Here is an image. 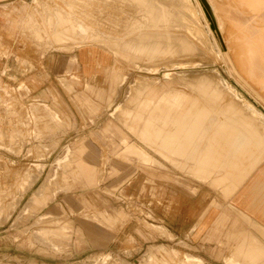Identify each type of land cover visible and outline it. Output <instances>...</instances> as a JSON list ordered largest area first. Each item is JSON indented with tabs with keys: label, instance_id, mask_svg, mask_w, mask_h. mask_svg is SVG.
<instances>
[{
	"label": "rangeland",
	"instance_id": "1",
	"mask_svg": "<svg viewBox=\"0 0 264 264\" xmlns=\"http://www.w3.org/2000/svg\"><path fill=\"white\" fill-rule=\"evenodd\" d=\"M209 1L217 31L191 0H33L23 12L15 46L39 53L90 46L110 65L93 84L70 73V81L61 83L63 94L53 85L31 89L25 79L1 72L0 264L29 257V251L43 258L71 256L86 241H100V229L111 232L107 243L116 242L118 250L78 264H150V253L151 260L168 258L170 264H196V258L223 264L214 241L207 251L202 240L191 243L189 234L168 239L147 226L172 228L168 213L179 215L213 199L228 202L219 189L183 172L221 149L223 138L229 137L225 150L233 153L249 143L243 129L264 132L259 112H264V0ZM19 65L28 72L27 62ZM80 144L84 157L95 153L86 161L98 167V181L67 191L79 179L75 146ZM121 146L139 150L145 163L162 166L159 159L166 167L152 174L139 168L124 180L136 162L120 167ZM114 167L118 171L109 175ZM36 191L39 209L24 211ZM83 197L101 209L121 208L130 218L101 224L91 218L94 211L84 207ZM72 226L83 233L79 241L69 240ZM37 228L43 230L36 235ZM31 235L43 244L69 241L53 243L54 253L31 244ZM164 248L176 256L169 258Z\"/></svg>",
	"mask_w": 264,
	"mask_h": 264
},
{
	"label": "crops",
	"instance_id": "2",
	"mask_svg": "<svg viewBox=\"0 0 264 264\" xmlns=\"http://www.w3.org/2000/svg\"><path fill=\"white\" fill-rule=\"evenodd\" d=\"M193 2L197 5V0ZM32 3L33 0H0V74L5 69L10 77L17 80L25 79L24 82L31 89L37 87V90L44 88L41 91H45L49 85L57 86L60 88L58 90L61 94L64 93L61 83L70 81V73L72 72L76 74L77 78L90 84H93L98 77L101 78V73L110 65V62L106 55L96 48L79 46L68 52H54L52 50L49 52L47 50L39 53L37 50V52L33 49L26 50L14 45L12 40L15 39L12 38L19 36L17 31L23 16L26 15L23 12L27 11ZM8 48H11V53L7 52ZM6 53H8V57L5 56ZM71 60L74 61L71 62ZM18 61L20 63L27 62L29 69L27 73H23ZM98 96L102 98L103 92L98 91ZM104 129L105 126L103 131L107 132ZM112 130L113 128H109V132ZM159 130L161 129L159 128ZM242 131L249 138V143L245 146L239 147L233 153H227L225 148L229 144V137L228 141L223 138L221 149L215 150L213 148L214 150L207 152L203 162L200 164L197 162L190 163L188 166L191 171L189 173L183 172L199 182L207 183L219 189L224 200L228 201L226 202L227 205L216 199L210 200L200 207L197 206V203L189 207L185 213L180 212L181 214L178 215L177 210H175L166 214L169 215L168 221L172 225L171 230L170 228L166 229V226L161 224L147 222L149 229L159 232L160 235L168 239L172 238L173 235L178 237L182 234H184L183 236L189 234L191 243L194 244L202 240V245H205L207 251L213 248L216 243L219 249L218 255L223 264H264V132L261 129L252 128H245ZM209 134H213V132ZM75 147L79 150L78 158L75 160L79 179L67 191L76 188H92L97 184L99 176V169L96 164L86 161L88 157L94 158L95 153L89 152L84 157L85 147L81 144ZM206 148H209L207 142ZM116 155L123 160L121 168L127 167L132 161L136 162V166L125 173L124 180L130 178L139 168L148 169V173L152 174L154 169L166 167L159 159L157 161L162 166L145 163L142 160L143 155L134 148L126 150L125 147L121 146ZM199 167L201 168L200 173L196 170ZM173 169L177 170L175 167ZM117 171L114 167L109 175L115 174ZM190 189L192 192L195 191L192 187ZM36 195H38L37 191L33 192L24 211L32 213L39 209L34 206L38 203ZM31 200L33 203L29 204ZM81 201L86 209H93L91 218L101 224L113 226L117 222L122 224L130 218L129 214L121 208L110 211L105 208H98L94 202L85 197ZM84 215L87 216V214ZM166 215L164 212V218ZM72 228V231L68 230L70 233L69 240L75 236V241H79L83 236L81 229L73 226ZM41 229L43 230V228H37L36 234ZM99 235L98 240L100 241H96V239L92 240L91 243L86 241L88 244L81 249H72L71 256H50L52 258L47 256L43 258L40 252L29 251V257L22 259L23 256L19 255V257L11 258L13 260L10 264H17L18 262L23 264H78L90 262L94 256L107 249L113 252L118 250L116 242L107 243L111 232L100 229ZM69 240L58 242L52 239L49 244H43L37 240L36 236L31 235L29 237L31 244L37 243L43 249L51 250L54 253H58L55 252V242L59 243V246H66L65 243ZM212 241L215 243L213 244ZM223 250L227 251L226 255L223 254ZM196 260L199 261L196 264H203L201 259L196 258Z\"/></svg>",
	"mask_w": 264,
	"mask_h": 264
},
{
	"label": "bare ground",
	"instance_id": "3",
	"mask_svg": "<svg viewBox=\"0 0 264 264\" xmlns=\"http://www.w3.org/2000/svg\"><path fill=\"white\" fill-rule=\"evenodd\" d=\"M191 1L193 2V1H195V0H191ZM192 2H191V4H192ZM197 2H198L199 6L201 7V9H202V11H203L201 14H202V15L204 14V17L206 18V21L208 22V23H206V24H210V26H209V27H211L210 29H212V30H216V31H217V27H216V24H215V18H214V15H213L214 9H213L212 6H210L211 4H210L207 0H197ZM193 3L195 4V2H193ZM202 6H203V7H202ZM184 9H185V8H184ZM184 9H182V10L180 9V11L185 12L187 8L185 9V11H183ZM187 12H188V10H187ZM189 12H191L190 9H189ZM199 12H201V11L199 10ZM189 14L192 15V14H193V11H192V13H189ZM214 14H215V13H214ZM191 15H190V16H191ZM193 15L195 16V14H193ZM193 15H192V16H193ZM200 16H201V15H200ZM198 17H199V16H198ZM202 17H203V16H202ZM202 17H201V18H202ZM204 17H203V18H204ZM205 18H204V19H205ZM187 19L190 20L189 15H188ZM197 19H198V18H197ZM197 19H196V20H197ZM207 19H208L209 21H208ZM199 20H200V19H199ZM197 21H198V20H197ZM209 22H210V23H209ZM204 23H205V22H204ZM204 26H205V25H204ZM206 26H207V25H206ZM206 26H205V27H206ZM207 27H208V26H207ZM209 27H208V28H209ZM208 28H207V29H208ZM205 29H206V28H205ZM207 31H208V30H207ZM206 33H207V32H206ZM211 36H212V35H211ZM217 50H218V49H217ZM258 111H259V110H258ZM259 112H260L262 115H264L263 112H261V111H259ZM206 124H207V123H206ZM201 135H202V134H201ZM36 235H37V234H36ZM38 236L40 237V239H41L42 241L44 240V233L41 232V233L38 234ZM38 236H37V237H38ZM40 239H39V240H40ZM41 240H40V241H41ZM164 250H165V252H166V255H168L169 258H171L170 256H173V257L176 256L175 254L171 253V251L168 250L167 248H166V249L164 248ZM151 254H152V253H150L149 256H148V261H151V263L149 262L150 264H159V262H160V264H170L168 258H165V259L162 258V259H160V258L157 257V258H156L157 260H154V259L151 260V256H152ZM153 255H155V254H153ZM173 257H172V258H173ZM152 258H153V256H152ZM172 258H171V259H172ZM185 259H186V258H185ZM190 262H195V261H190ZM103 263H104V261H103ZM103 263H102V264H103ZM183 263H184V261H181L179 264H183Z\"/></svg>",
	"mask_w": 264,
	"mask_h": 264
},
{
	"label": "water",
	"instance_id": "4",
	"mask_svg": "<svg viewBox=\"0 0 264 264\" xmlns=\"http://www.w3.org/2000/svg\"><path fill=\"white\" fill-rule=\"evenodd\" d=\"M258 109H259V108H258ZM259 110H260L261 112H263V109L260 108ZM263 113H264V112H263Z\"/></svg>",
	"mask_w": 264,
	"mask_h": 264
}]
</instances>
